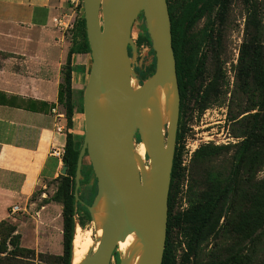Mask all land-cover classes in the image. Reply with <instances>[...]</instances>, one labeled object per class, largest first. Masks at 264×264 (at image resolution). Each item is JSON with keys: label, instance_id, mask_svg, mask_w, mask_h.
I'll return each mask as SVG.
<instances>
[{"label": "water", "instance_id": "95a60500", "mask_svg": "<svg viewBox=\"0 0 264 264\" xmlns=\"http://www.w3.org/2000/svg\"><path fill=\"white\" fill-rule=\"evenodd\" d=\"M82 10L91 63L81 99L84 134L74 175L72 240L79 226L76 204L85 156L96 181L95 196L85 207L101 234L77 264H110L118 242L130 233L136 241L118 264H130L137 253L135 264H162L180 104L167 0H82ZM140 14L155 56L153 73L141 83L134 64L150 48L146 44L140 54L131 37L135 21L136 36L140 32ZM140 143L147 165L145 154L136 151ZM66 170L64 164L60 174Z\"/></svg>", "mask_w": 264, "mask_h": 264}, {"label": "rangeland", "instance_id": "374dc122", "mask_svg": "<svg viewBox=\"0 0 264 264\" xmlns=\"http://www.w3.org/2000/svg\"><path fill=\"white\" fill-rule=\"evenodd\" d=\"M184 2L185 0H167V3L173 7V15L178 13ZM251 2H254L256 8V16L261 27V43L264 45V0H251ZM62 6L56 16L66 14L69 24L60 30L74 49L72 54H80L78 61L84 62V70L88 73L89 58L80 24L83 13L82 0H63ZM251 9V5L244 4L242 0H227L223 8L215 6L208 10L188 30V40L184 47V72L188 77H185L183 104L178 118L182 136L177 145L175 141V148L177 146L179 150V171L173 180L170 212L172 216L170 244L175 264H180L183 260L192 225L173 216L185 211L211 180L229 178L234 150L245 136L259 133L260 139H264V95L255 87L253 81L248 79L245 83L238 78L240 48L253 28V23L248 20ZM138 22L135 21L131 30L133 40L137 37ZM140 46L139 53L143 54L147 50V47H143L146 44ZM217 63H220L222 71L219 86L203 97L204 87L214 74ZM82 90L81 84L73 94L71 128L77 147L81 146L84 134ZM201 104L204 105L203 108ZM262 141L256 142L243 163L235 190L226 201H221L218 205L217 214L221 217L216 235L206 236L199 243L195 254L190 256L187 264H207L214 259L226 260V264H230L228 258L231 254L239 256L238 264H264V142ZM201 146H208L206 150L210 153L195 156V152ZM212 146L223 148L212 151ZM254 154H258V157L252 158ZM83 162L85 165L89 163L87 156L83 158ZM144 164H148L146 154ZM60 182L59 178L47 181L44 190L48 198L54 194ZM83 183L84 177L81 174L79 188L82 199L79 197L81 201L77 205L78 219L81 221L79 227L83 232L90 230L94 245L95 226L90 217L84 214L85 205L91 203H88V198L93 196L94 190L84 189ZM259 209L262 211L261 217L255 220L254 215ZM242 216L249 220L237 227L236 223L241 222ZM10 248L11 245L7 244V249ZM125 252L126 249L119 248L112 256L110 264H118L119 258L124 256ZM39 253L42 255L39 256ZM50 255L56 254L35 251L33 261L35 264H48L52 261Z\"/></svg>", "mask_w": 264, "mask_h": 264}, {"label": "crops", "instance_id": "0c3cea01", "mask_svg": "<svg viewBox=\"0 0 264 264\" xmlns=\"http://www.w3.org/2000/svg\"><path fill=\"white\" fill-rule=\"evenodd\" d=\"M62 5L0 0V221L15 225L20 246L56 255L63 249L62 205L47 200L44 188L63 166L52 149L73 132L51 110L62 108L58 88L70 48L53 21ZM79 56L71 54L73 94L87 77Z\"/></svg>", "mask_w": 264, "mask_h": 264}, {"label": "trees", "instance_id": "16d2710c", "mask_svg": "<svg viewBox=\"0 0 264 264\" xmlns=\"http://www.w3.org/2000/svg\"><path fill=\"white\" fill-rule=\"evenodd\" d=\"M227 0H185L181 9H179L176 15H173L172 5L168 4V12L171 22V36H172V48L176 61V75L180 96L179 112L182 107V95L184 91L185 77L188 74L184 72V47L188 40V30L191 25L208 10H211L215 6L223 8ZM244 4L251 5L252 9L248 15V20L253 23V28L249 34L247 40L243 41L240 54L238 58V78L248 82V79L253 81L255 87L259 92L264 95V45L261 43V27L260 22L256 16V8L254 2L251 0H242ZM83 12V10H82ZM141 23L139 25L140 32L137 34L134 44L138 49L143 43L149 46V51L142 58H137L134 64V70L136 76L141 83L144 79L150 76L155 68V56L154 51L151 48V41L146 31L142 14L139 15ZM82 27V38L84 41L85 50L90 54L87 38L85 35V26L83 13L80 21ZM74 49L70 46L66 62L62 67V81L58 88V102L62 105L65 116L67 128H71V120L73 114V88L71 83V54ZM129 55L131 50L128 47ZM222 77V71L220 63H217L215 72L212 75L209 82L206 84L203 90L202 96H207L208 93L215 91ZM204 107L203 104L200 105ZM182 136L180 131V121L177 125L176 132V145L178 140ZM138 137V136H137ZM257 137V139H256ZM264 142V139H260V134L257 133L253 136H245L237 145L233 153V162L231 168V174L226 180L213 179L205 188L199 193L196 200L183 212L177 213L174 218L182 221H188L192 225L191 232L188 235V239L185 245V252L183 260L180 264H187L190 256L194 255L199 243L208 235H216L217 225L219 223L220 214H217V208L221 201H226L230 194L235 190L236 182L238 180L243 163L245 162L248 154L253 150L257 141ZM208 146H201L195 152L197 155H207L210 152L206 150ZM223 148L222 146H212L211 150L216 151ZM80 147L75 145L73 140V134L71 131L65 133L64 154L62 157L63 165H67L65 174H59L55 179L61 180L59 186L55 190L54 194L47 200H53L60 202L62 205V217H63V241H62V253L59 255H50L52 261L48 264H70L71 250H72V233H73V211H74V175L76 168V159ZM258 154H254L252 158H257ZM179 171V150L176 146L174 150L172 168H171V180L168 192V211H167V227H166V239L162 257V264H175L174 255L171 251L170 244V232L172 228V198H173V180ZM81 174L84 177L83 187L84 189L94 190L92 197H89L90 203L96 193V181L93 175L91 165L84 163L81 166ZM93 178V180H92ZM78 196L81 198L82 193L78 187ZM82 199V198H81ZM78 203L76 204V209ZM78 212V209H77ZM261 209L254 215L255 220L261 217ZM84 214L89 217L88 211L85 208ZM245 220V221H244ZM249 218L241 217V222L236 223L237 227L247 223ZM256 223V221L254 222ZM81 221L79 220V225ZM16 227L13 223L2 220L0 221V264H35L34 252L31 248L22 247L19 245V234L15 232ZM7 244L11 245L10 249H7ZM33 255V256H31ZM39 256L42 253L38 254ZM239 257V256H238ZM236 255L231 254L228 258L230 264H238L239 258ZM226 260L214 259L207 264H226ZM40 264V263H38Z\"/></svg>", "mask_w": 264, "mask_h": 264}, {"label": "bare ground", "instance_id": "6f19581e", "mask_svg": "<svg viewBox=\"0 0 264 264\" xmlns=\"http://www.w3.org/2000/svg\"><path fill=\"white\" fill-rule=\"evenodd\" d=\"M157 92L159 96V103L161 105V110H162L164 103V92L162 88H159ZM162 114L164 119L165 113L163 111ZM136 151L139 154V156L142 157L145 152L144 144L143 143L138 144L136 147ZM101 205L102 202H100L98 206L99 207L97 213L98 216L102 215L103 213ZM89 231L90 230H86L85 232H83L81 231L79 226L75 228L73 240H72V259H71L72 264H77L84 257L89 247H91L93 242L90 237ZM95 234L97 237H99V235L101 234V227L98 222L96 224ZM135 241H136V237L134 233H130L126 236V238L123 241L118 242V248L128 249L133 245V243H135ZM137 259H138V253L132 257L130 264H135Z\"/></svg>", "mask_w": 264, "mask_h": 264}, {"label": "built area", "instance_id": "2783aa9c", "mask_svg": "<svg viewBox=\"0 0 264 264\" xmlns=\"http://www.w3.org/2000/svg\"><path fill=\"white\" fill-rule=\"evenodd\" d=\"M53 21L56 24V26L59 27V28L67 27L68 24H69V19H68V16L66 14H63L62 16H55L53 18ZM51 110L56 115V117L58 119H62V120L66 119L63 108H61V109L52 108ZM56 128H57L58 131L63 130L62 124L61 125L60 124L57 125ZM51 152L57 158L62 159L63 154H64V145H60V146L54 147ZM18 210H19V207L17 205H14L11 208L12 212H16Z\"/></svg>", "mask_w": 264, "mask_h": 264}, {"label": "flooded vegetation", "instance_id": "af4514ba", "mask_svg": "<svg viewBox=\"0 0 264 264\" xmlns=\"http://www.w3.org/2000/svg\"><path fill=\"white\" fill-rule=\"evenodd\" d=\"M167 5H168V3H167ZM134 139H135V141L138 140V137H137V134H136V133H135V135H134Z\"/></svg>", "mask_w": 264, "mask_h": 264}]
</instances>
